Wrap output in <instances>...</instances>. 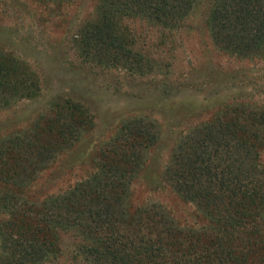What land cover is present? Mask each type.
Instances as JSON below:
<instances>
[{
  "label": "trees",
  "instance_id": "16d2710c",
  "mask_svg": "<svg viewBox=\"0 0 264 264\" xmlns=\"http://www.w3.org/2000/svg\"><path fill=\"white\" fill-rule=\"evenodd\" d=\"M201 1L98 0L95 20L78 31L80 53L106 66L143 67L147 60L126 42L121 20L134 16L178 28ZM205 26L220 52L257 57L264 49V0H212ZM39 90L27 64L0 49V110ZM52 107L28 129L0 138L6 215L0 264H48L63 230L84 240L80 252L88 264H264V106H226L177 137L161 177L194 208L193 225H182L159 203L131 205V182L159 139L155 122L141 117L126 119L102 144L90 176L54 196L21 195L19 189L93 126L80 103L57 100Z\"/></svg>",
  "mask_w": 264,
  "mask_h": 264
},
{
  "label": "rangeland",
  "instance_id": "374dc122",
  "mask_svg": "<svg viewBox=\"0 0 264 264\" xmlns=\"http://www.w3.org/2000/svg\"><path fill=\"white\" fill-rule=\"evenodd\" d=\"M211 2L202 0L178 28L124 17L126 42L147 63L113 67L87 61L76 42L80 27L95 20L98 0H0V49L23 60L40 86L32 99L0 110V138L28 129L57 100L80 103L93 119L83 138L60 151L21 195L54 196L90 176L102 144L126 119L141 117L155 122L159 139L131 182L132 207L159 203L182 225L198 222L194 208L162 182L173 144L226 106H264V49L252 58L217 50L205 26ZM259 162L264 167V145ZM5 218L0 208V224ZM57 238L59 250L48 264H88L80 252L84 240L65 230Z\"/></svg>",
  "mask_w": 264,
  "mask_h": 264
}]
</instances>
